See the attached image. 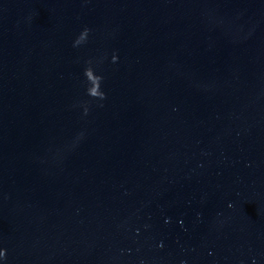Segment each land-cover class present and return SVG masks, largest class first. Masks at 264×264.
Instances as JSON below:
<instances>
[{
  "label": "water",
  "instance_id": "obj_1",
  "mask_svg": "<svg viewBox=\"0 0 264 264\" xmlns=\"http://www.w3.org/2000/svg\"><path fill=\"white\" fill-rule=\"evenodd\" d=\"M0 248L264 264V0H0Z\"/></svg>",
  "mask_w": 264,
  "mask_h": 264
},
{
  "label": "clouds",
  "instance_id": "obj_2",
  "mask_svg": "<svg viewBox=\"0 0 264 264\" xmlns=\"http://www.w3.org/2000/svg\"><path fill=\"white\" fill-rule=\"evenodd\" d=\"M91 30L87 27H85L78 37L75 39L73 46H78L80 44H83L87 41L88 34ZM112 60L116 61L117 56L113 54ZM88 66L84 69V76L86 78L88 87L86 88V93L89 97L91 98H98V99H104L106 97V93L101 90V82L103 80V77L99 74L96 73L94 68L92 67V61L89 60L87 62ZM87 103L85 102V108L84 112L87 114L88 112V107ZM6 258V250L3 248H0V259H5Z\"/></svg>",
  "mask_w": 264,
  "mask_h": 264
}]
</instances>
